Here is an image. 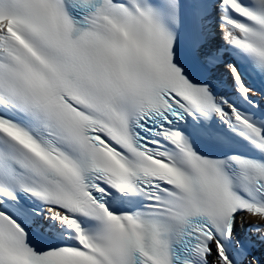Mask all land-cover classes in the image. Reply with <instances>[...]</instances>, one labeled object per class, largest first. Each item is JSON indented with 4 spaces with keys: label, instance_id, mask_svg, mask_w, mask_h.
<instances>
[{
    "label": "snow or ice",
    "instance_id": "obj_1",
    "mask_svg": "<svg viewBox=\"0 0 264 264\" xmlns=\"http://www.w3.org/2000/svg\"><path fill=\"white\" fill-rule=\"evenodd\" d=\"M0 264H264V0H0Z\"/></svg>",
    "mask_w": 264,
    "mask_h": 264
}]
</instances>
